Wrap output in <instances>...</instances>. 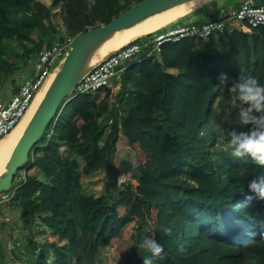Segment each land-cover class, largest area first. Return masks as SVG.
Returning a JSON list of instances; mask_svg holds the SVG:
<instances>
[{"label":"trees","instance_id":"1","mask_svg":"<svg viewBox=\"0 0 264 264\" xmlns=\"http://www.w3.org/2000/svg\"><path fill=\"white\" fill-rule=\"evenodd\" d=\"M141 1L0 0V92L44 49L75 42ZM149 51L120 74L116 93L70 95L61 107L22 168L25 182L20 174L13 185L8 204L24 226L20 239L0 241V264H107L102 251L133 223L140 232L151 220L165 248L153 264H264V200H246L264 167L232 155L238 102L218 79L251 73L264 85V28L166 43L156 57H145ZM121 133L146 157L160 150L168 177L138 166L120 185ZM100 171L105 190L97 195L84 179ZM0 229L8 232V224ZM141 239L131 236L125 264L150 255Z\"/></svg>","mask_w":264,"mask_h":264},{"label":"built area","instance_id":"2","mask_svg":"<svg viewBox=\"0 0 264 264\" xmlns=\"http://www.w3.org/2000/svg\"><path fill=\"white\" fill-rule=\"evenodd\" d=\"M229 27H236L242 31L264 28V0H244L239 9H232L227 15L223 14L202 24L167 25L153 34L142 37L145 39L143 44L134 40L102 58L80 80L71 95L94 94L101 89H111L114 93L116 89L114 85L119 81L120 74L138 60L144 47H150L145 57H156L166 43H177L183 39L205 40L213 35L225 34ZM73 43L74 40L69 39L64 45L55 44L41 51L36 58L33 74L21 83L18 92L10 100L0 101V141L8 137L24 119L41 89L55 75ZM26 171L27 169L20 175L22 182L26 180ZM120 177L122 176L118 178L120 185L130 180V178L121 180ZM12 190L13 188L0 194V204L8 203L12 199L16 189L13 192Z\"/></svg>","mask_w":264,"mask_h":264},{"label":"water","instance_id":"3","mask_svg":"<svg viewBox=\"0 0 264 264\" xmlns=\"http://www.w3.org/2000/svg\"><path fill=\"white\" fill-rule=\"evenodd\" d=\"M192 1L196 0H142L109 23L89 29L76 39L56 70V78L0 176V194L13 188L17 172L27 164L30 155H33L37 148L36 144L42 140L61 107L67 102L80 80L99 63L100 60L93 62L98 50L120 31Z\"/></svg>","mask_w":264,"mask_h":264},{"label":"clouds","instance_id":"4","mask_svg":"<svg viewBox=\"0 0 264 264\" xmlns=\"http://www.w3.org/2000/svg\"><path fill=\"white\" fill-rule=\"evenodd\" d=\"M219 85L234 95L238 108L240 129L228 132L233 148L232 155L237 158L251 157L259 166L264 167V85L251 73L240 72L236 77L221 73ZM258 113L259 115H256ZM247 201L264 200V175L253 178L248 184ZM150 255L142 257L143 264H153L154 258H163L165 248L154 237H146L140 243Z\"/></svg>","mask_w":264,"mask_h":264},{"label":"rangeland","instance_id":"5","mask_svg":"<svg viewBox=\"0 0 264 264\" xmlns=\"http://www.w3.org/2000/svg\"><path fill=\"white\" fill-rule=\"evenodd\" d=\"M44 3H49L51 0H41ZM126 0H122L124 3ZM236 1V0H235ZM192 2H198L201 4L202 0L198 1H192ZM223 3L225 4V8L223 9ZM187 4V3H186ZM197 4V5H199ZM185 5V4H184ZM222 6L220 7L217 16L221 14L222 11H224L225 15L231 11L232 3L231 0H222ZM220 6V5H219ZM149 20H152L151 18L145 20L146 22H149ZM141 24H144L141 22ZM172 24V23H171ZM118 34H116L113 38L110 39L108 42V46H110L111 41L117 37ZM114 44V43H113ZM112 44V46H113ZM102 59V58H101ZM100 59V60H101ZM18 77H20L19 72L16 73ZM15 74V75H16ZM14 75V76H15ZM12 78V77H11ZM9 82V81H8ZM117 85V84H115ZM114 85V88L117 89V86ZM9 87V91H11L12 85L10 83L7 84ZM115 89V90H116ZM9 98V92H7L5 98L0 97V101H8ZM37 111L35 110L34 106L31 109V117L35 115ZM208 151V150H207ZM115 163L119 167L121 176L120 179L123 180L125 178H131L132 177V171L138 167V166H144L146 168L151 169L155 174L157 175H163L165 178L168 177V173L166 171V167L168 164V160L164 156V154L160 150H156L155 154L152 157H146L144 156L138 145H136L133 141L129 139H122L121 143H119L117 147V153L115 156ZM27 165V164H26ZM26 169V168H25ZM22 168L19 169L17 172L13 185H16L17 178L19 175L25 170ZM129 182V181H127ZM85 186L87 188V191H90L94 194H101L105 190V182L103 179V171L98 172L96 175L89 176L88 178L84 179ZM136 184L137 182L135 180L132 181L131 185H129L130 189L135 193L136 192ZM210 192V189H207L204 194L208 195ZM203 194V195H204ZM7 213L9 209L7 210ZM153 217V215H152ZM15 219H12L9 223L13 222L11 226L12 230H10L12 233L13 239H20L22 236V228L24 226L22 220H21V212L19 210H16L15 212ZM10 227V225H9ZM153 230H154V220L148 221L147 224L143 226V228L140 230V232H137L135 230V224L133 223L130 225L127 229H125L123 236L115 241L113 245L109 248H106L102 251L103 256L107 258V264H125L128 261L129 253L132 246V240L131 236L133 234H140L141 235V241L145 239L146 237H152L153 236ZM8 236V234H7ZM52 240L57 241L58 243H61L60 239L55 237L52 238Z\"/></svg>","mask_w":264,"mask_h":264},{"label":"crops","instance_id":"6","mask_svg":"<svg viewBox=\"0 0 264 264\" xmlns=\"http://www.w3.org/2000/svg\"><path fill=\"white\" fill-rule=\"evenodd\" d=\"M243 1L244 0H236V1L231 0V3H232L231 10L232 9H239L240 6L242 5ZM45 4L50 5L51 1L49 3H45ZM197 4H199V3L198 2H189L185 5L177 7L175 9L168 10L162 14L153 16V17H151L152 20H149V22L143 21V23L145 25L139 23V24H137V25H135L129 29L121 31V33L123 35H128V37H130V38L126 42H124L120 45H116V46H108L107 44L110 40L107 41L98 50L97 56L94 58L93 62L94 63L97 62L101 58L108 56L110 53L118 50L119 48L129 44L130 42H132L134 40H137V39L142 38L144 36H148L150 34H153V33L157 32L158 30H160L161 28H163L167 25H172V26L182 25L183 26V25H190V24H202L204 22L214 20L218 14L220 7L222 6L221 5L222 0H202L201 4H199V5H197ZM225 7L226 6L223 3V9ZM224 13L225 12L222 11L221 14L217 17L219 18ZM141 28H143V29H141ZM235 30H239V29L236 27H233V28L229 27V29L227 30V32L225 34L232 33ZM240 31L243 33H246V34H252L254 30L253 31H248V30L242 31V30H240ZM222 50L226 51L227 47L223 46ZM35 61L36 60L31 61L29 63V65L24 70L19 71L20 77H18L17 74L15 76H12V78L9 80V82H7V84L10 83L12 85L11 91H9V87L6 84L5 87L2 89V91L0 92V97L5 98L7 92H9V98L10 99L12 98L16 88L20 87L21 83L27 77H29L33 74ZM118 82H116L117 85H118ZM119 87H120V84L117 86V89L114 91L115 93L117 92ZM10 99H8V100H10ZM82 124H83V119L81 117H77L74 119V125L80 126ZM122 139H129V140L133 141L128 134L121 133L119 136V141H118L117 147H118L119 143H121ZM3 141H1L0 143H2ZM97 173L98 172H94L91 175H96ZM86 178H88V177H86ZM6 209L7 210L9 209L8 213H7ZM15 212L16 211L14 209H12L8 203L0 204V227L2 226V224H6V226L8 224V228H9L8 232L0 229V241L5 239L7 234L10 235L12 233L10 230L12 228L11 226H13L12 225L13 222H11V223H9V222L12 219H15L14 218ZM9 225H10V227H9Z\"/></svg>","mask_w":264,"mask_h":264},{"label":"bare ground","instance_id":"7","mask_svg":"<svg viewBox=\"0 0 264 264\" xmlns=\"http://www.w3.org/2000/svg\"><path fill=\"white\" fill-rule=\"evenodd\" d=\"M180 6H182V5H180ZM177 7H179V6H177ZM177 7H175V8H177ZM175 8H172V9H175ZM172 9H170V10H172ZM160 14H162V13H160ZM157 15H159V14H157ZM141 29H143V28H141ZM117 34H118L117 37L111 41L110 46H112L113 43H114L113 46L120 45V44L126 42L130 38V37H128V35H123L121 33V31ZM55 78H56V76L53 75L49 79V81L45 84V86L41 89V91L37 95L36 99L34 100L32 106H31V108L29 109L28 113L26 114L24 119L21 121V123L15 128V130L8 137L3 139L4 141L2 140L3 141L2 143H0V176L4 172L5 166L8 162V160L10 159L12 152L14 151L15 147L17 146V144L21 140L28 124L30 123V121L33 118V117H31V113H30L31 109L34 106L35 110L36 111L38 110L40 104L42 103L43 99L45 98V96H46V94H47V92H48V90H49L50 86L52 85Z\"/></svg>","mask_w":264,"mask_h":264}]
</instances>
